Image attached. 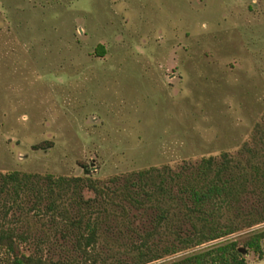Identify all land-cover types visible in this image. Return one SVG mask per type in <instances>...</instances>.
<instances>
[{
    "label": "rangeland",
    "instance_id": "1",
    "mask_svg": "<svg viewBox=\"0 0 264 264\" xmlns=\"http://www.w3.org/2000/svg\"><path fill=\"white\" fill-rule=\"evenodd\" d=\"M263 119L264 0H0L1 173L76 177L85 163L103 181L247 148L264 164ZM42 142L51 146L33 148ZM73 199L63 198L69 219L55 216L58 226L35 211L25 213L28 222L5 225L31 228V247L43 240L42 259L81 263L74 239L57 231L78 220ZM18 200L26 211L34 199ZM234 212L223 209L219 223ZM115 220L113 228L127 224ZM174 226L161 227L162 247L176 244ZM258 230L264 223L227 239ZM115 233L97 245L105 264H132L130 241ZM261 248L246 252L247 264H264V239Z\"/></svg>",
    "mask_w": 264,
    "mask_h": 264
},
{
    "label": "trees",
    "instance_id": "2",
    "mask_svg": "<svg viewBox=\"0 0 264 264\" xmlns=\"http://www.w3.org/2000/svg\"><path fill=\"white\" fill-rule=\"evenodd\" d=\"M100 48L99 56H102ZM50 146V142H42L33 148ZM243 152H238L236 157L222 152L196 162L150 167L103 181L92 179L91 169L85 163H81L83 176L76 177L0 172V264H66L63 258H41L39 244L43 240L38 239L37 246L32 248L28 241L31 228L19 232L5 225L28 222L27 212L35 211L51 216L49 222L58 226L55 216L69 219L62 215L61 202L65 196L74 198L71 204L78 209V220L70 219L66 230L57 228V231L63 240L68 236L74 239L72 246L84 258L82 264L90 258L95 264L107 262L97 245L115 230V234L122 233L130 241L124 250L131 256L132 264H148L180 250L222 240L225 241L164 264H247L244 257L247 251L261 255L264 230L227 238L264 223V164L254 162L257 157L254 150L247 148ZM85 191L92 192L93 197L85 199ZM22 195L34 199L26 211L18 200ZM223 209L235 212L233 219L221 224ZM245 214L244 223L235 226V220ZM119 217L127 224L114 229L110 221L116 218L118 225ZM136 221L142 225L132 228ZM171 224L177 225L170 231L176 244L162 247L161 227L169 228ZM110 251L105 248V255L109 256Z\"/></svg>",
    "mask_w": 264,
    "mask_h": 264
}]
</instances>
